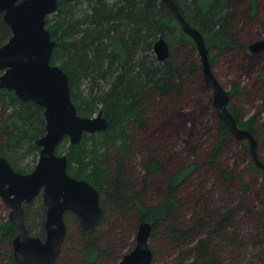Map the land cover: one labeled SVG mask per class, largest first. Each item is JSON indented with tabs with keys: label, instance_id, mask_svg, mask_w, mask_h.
Instances as JSON below:
<instances>
[{
	"label": "trees",
	"instance_id": "obj_1",
	"mask_svg": "<svg viewBox=\"0 0 264 264\" xmlns=\"http://www.w3.org/2000/svg\"><path fill=\"white\" fill-rule=\"evenodd\" d=\"M174 1L203 33L214 72L224 57L238 76L229 108L256 137L264 163V53L248 49L253 32L264 30V0ZM47 20L57 41L52 62L68 72L78 113L103 109L109 120L107 131L84 134L66 150L69 173L99 189L103 217L85 231L66 213L74 222L61 253L70 258L61 262L60 254L57 264H116L123 254L110 238L120 230L130 239L143 221L153 226L154 260L175 252L172 264H240L246 231L250 245L261 248L260 263L251 264H264V171L250 142L237 140L219 117L196 43L164 1L62 0ZM11 35L0 13V47ZM161 37L171 49L163 62L154 51ZM243 100L257 111L248 106L246 117L237 105ZM45 133L44 107L0 90V156L31 172ZM7 208L0 199V213ZM45 220L39 195L25 205V223L45 237ZM15 235L9 217L0 220V262L16 264Z\"/></svg>",
	"mask_w": 264,
	"mask_h": 264
},
{
	"label": "water",
	"instance_id": "obj_2",
	"mask_svg": "<svg viewBox=\"0 0 264 264\" xmlns=\"http://www.w3.org/2000/svg\"><path fill=\"white\" fill-rule=\"evenodd\" d=\"M60 1L0 0V13L12 31L9 40L0 47V90L14 91L22 102L41 105L46 120V133L36 141L40 148L39 159L31 172L16 170L7 157L0 156V199L10 208L9 219L16 227L12 242L16 264H57L68 233L66 213L75 214L85 231L95 229L103 217L99 189L90 181L70 174L67 155L57 153L65 137L72 145H78L84 134L109 128L103 109L92 117L78 113L68 72L52 63L57 41L52 38L47 19L57 11ZM163 1L196 43L206 80L214 91L219 117L237 140L250 142L252 156L264 171L258 141L250 129L239 126L231 112V97L212 68L203 33L184 18L174 0ZM249 49L254 53L264 51V37L251 43ZM154 51L161 62L171 56L170 45L163 37L155 42ZM40 194L46 206L44 238L32 235L25 223V205ZM152 230L151 222H141L135 248L118 264H152Z\"/></svg>",
	"mask_w": 264,
	"mask_h": 264
},
{
	"label": "rangeland",
	"instance_id": "obj_3",
	"mask_svg": "<svg viewBox=\"0 0 264 264\" xmlns=\"http://www.w3.org/2000/svg\"><path fill=\"white\" fill-rule=\"evenodd\" d=\"M258 26H259V24H256V25H254V28L255 29H259L258 28ZM262 31V30H261ZM253 40H252V42H248V49H249V45L251 44V43H253V42H255V41H257V40H260V39H262L263 37H264V30H263V32L261 33H257V32H253ZM217 50L218 49H215V51H213V52H215L214 54H217ZM249 52H250V54H257V53H264V51H260V52H257V53H254V52H252L250 49H249ZM227 61L225 60V58L223 57L222 58V60L220 61V64H218V65H216L215 66V70H216V76H217V78L219 79V81L222 83V85L226 88V90H232L233 89V84L236 82V79H238V76L235 74V72H233V71H231L230 69H231V67H230V65L229 64H227L226 63ZM53 63V62H52ZM53 64H58V63H53ZM58 65H60V64H58ZM241 78H242V82L244 83V78L241 76ZM246 80V79H245ZM212 100H213V98H212ZM214 101V100H213ZM242 103V104H241ZM237 102V105H241V107H240V109H241V111H242V113H245L246 114V117H248V115H250V114H248V106H250V111H251V113H254L255 111H257V106H255V105H250V104H248V102H244V100L242 101V102ZM215 104V103H214ZM216 107V106H215ZM217 109V108H216ZM218 112V111H217ZM97 114V112L96 113H94V114H92V115H88L89 117H92V116H95ZM71 143H70V140H69V138L68 137H66V139H64L63 141H62V143H61V145H60V147H59V149L57 150V153L59 154V155H62V154H67V152H66V150H67V148H68V146L70 145ZM239 149H241V148H239ZM138 159V158H137ZM29 160H31V159H29ZM243 165V164H242ZM29 173V172H28ZM210 187H213V182L211 181L210 182ZM216 191H218V189H216ZM2 201V200H1ZM9 214H10V208H7V209H3L2 211H1V213H0V220H2V219H6L7 217H9ZM66 220L68 221V222H66V223H68L67 224V226H68V233H69V231H70V226H71V224H73V220H70V219H67L66 218ZM76 226L75 225H73L72 226V231L74 230L75 231V228ZM138 231V230H137ZM137 231H136V233H134V235L133 234H131L130 235V239H129V237H128V240H126L125 238H124V236H123V234H122V231H117V235H113L111 238H110V242H111V244H116L115 246H119V249H120V251H122V254H123V256L126 254V253H128V252H130L132 249H134L135 248V246H136V236H137ZM35 233V232H34ZM67 233V234H68ZM32 234V233H31ZM32 235H35V234H32ZM35 236H37V235H35ZM111 236V235H110ZM40 237V236H39ZM244 237H245V241H247L248 242V244L246 245V246H244L243 248H242V255H244L242 258L244 259V261L243 262H241L240 264H251L252 262H257V263H260V261H259V253H260V247H258V246H253V245H250V243H251V241L249 240V238H248V234H246V231H245V234H244ZM42 238H44V237H42ZM246 238H248V239H246ZM243 240V239H242ZM243 240V241H244ZM133 241H134V243H135V245L134 246H132V243H133ZM152 243L154 244V240H150V246H152ZM235 247H233L232 248V251H233V256H232V259H235V258H237V255H238V249L236 248V249H234ZM12 249H13V247H12ZM64 249H65V247H64ZM250 250V253H249V255H248V257H247V259H246V253L248 252ZM2 252H5V248L2 250ZM66 250H65V252L64 253H61V258H60V261L61 262H63L64 260H68L69 261V258H70V253L69 254H67V257H66ZM173 251H171V253H172ZM170 254V253H169ZM177 255V253H175V252H173L172 253V255L169 257V260H166V261H164V260H154L153 259V262H152V264H172L173 263V257H175ZM3 259V258H2ZM122 259V258H121ZM120 259V260H121ZM238 260H239V258H237ZM119 260V261H120ZM118 261V262H119ZM164 261V262H163ZM118 262L116 263V264H118ZM240 262V261H239ZM232 263V262H231ZM231 263H228V264H231ZM0 264H7L6 262H0ZM63 264V263H62ZM102 264V263H101ZM233 264H238V263H236V262H234Z\"/></svg>",
	"mask_w": 264,
	"mask_h": 264
},
{
	"label": "flooded vegetation",
	"instance_id": "obj_4",
	"mask_svg": "<svg viewBox=\"0 0 264 264\" xmlns=\"http://www.w3.org/2000/svg\"><path fill=\"white\" fill-rule=\"evenodd\" d=\"M14 168H15V167H14ZM15 169H16V168H15ZM16 170H17V169H16ZM18 171H19V170H18ZM40 195H41V194H40ZM41 196H42V195H41ZM36 198H37V197H36ZM36 198H35V199H36ZM42 199H43V197H42ZM61 252H62V250H61ZM61 252H60V254H61ZM59 256H60V255H59Z\"/></svg>",
	"mask_w": 264,
	"mask_h": 264
}]
</instances>
